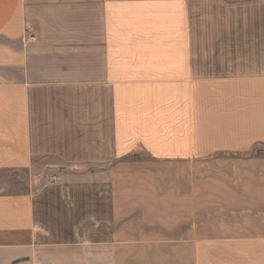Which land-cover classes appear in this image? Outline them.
Segmentation results:
<instances>
[{"label": "crops", "instance_id": "crops-1", "mask_svg": "<svg viewBox=\"0 0 264 264\" xmlns=\"http://www.w3.org/2000/svg\"><path fill=\"white\" fill-rule=\"evenodd\" d=\"M0 264H264V0H0Z\"/></svg>", "mask_w": 264, "mask_h": 264}]
</instances>
